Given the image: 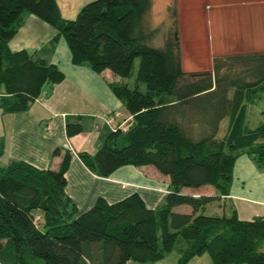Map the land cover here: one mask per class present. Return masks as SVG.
Wrapping results in <instances>:
<instances>
[{"label":"trees","instance_id":"1","mask_svg":"<svg viewBox=\"0 0 264 264\" xmlns=\"http://www.w3.org/2000/svg\"><path fill=\"white\" fill-rule=\"evenodd\" d=\"M151 11L152 0H97L67 20L57 0H0L2 110L27 112L65 79L56 65L11 52L9 43L28 15L58 30L74 65L132 78L139 60L133 86L111 85L133 124L113 132L95 155L79 157L106 178L124 166H153L170 178L171 188L157 210L133 194L114 204L101 199L80 213L66 192L70 153L59 170L12 162L0 169V264H154L178 246L180 264L206 254L212 264H264V219L241 220L224 205L205 213L230 195L242 154L264 171V120L256 128L247 120L249 105L264 102V53L216 57L212 71L186 73L176 3L170 7L174 27L160 48L154 47L160 30L149 25ZM80 132L69 125V136ZM205 187L216 194L183 192ZM182 206L191 212L176 210Z\"/></svg>","mask_w":264,"mask_h":264},{"label":"crops","instance_id":"2","mask_svg":"<svg viewBox=\"0 0 264 264\" xmlns=\"http://www.w3.org/2000/svg\"><path fill=\"white\" fill-rule=\"evenodd\" d=\"M95 1L57 3L63 18L74 20L86 5ZM210 1L206 21L214 37L204 47H193V0H177L186 73L212 71L217 56L264 53V0ZM9 48L11 52L25 51L36 60L56 65L65 79L48 87L27 112L5 113L0 106V169L12 162H25L40 170H59L68 152L71 161L66 192L80 213L87 212L101 199L114 204L133 194H139L150 209L163 208L171 191L170 178L155 167L124 166L106 178L91 171L79 157L80 153L95 155L113 132H126L133 124V116L111 88L112 84L128 83L127 78L111 69L99 74L88 66L74 65L64 37L34 15L27 16ZM254 110L257 109L248 107L247 112L252 128L264 120L263 110L257 117ZM69 125H79L81 132L69 136ZM183 192L196 196L216 194L212 187ZM221 205L226 214L236 210L244 221L264 219V171L249 155L242 154L235 163L230 195L209 208L219 212Z\"/></svg>","mask_w":264,"mask_h":264},{"label":"rangeland","instance_id":"3","mask_svg":"<svg viewBox=\"0 0 264 264\" xmlns=\"http://www.w3.org/2000/svg\"><path fill=\"white\" fill-rule=\"evenodd\" d=\"M210 0H193V47H204L206 46L214 37L213 31L210 26L207 24L206 17L208 18V9ZM176 3L177 0H152V11L149 15V25L152 29H159L158 38L154 42V47L160 48L164 44L165 36H168L169 32L174 27V22L170 15V7ZM220 57V56H217ZM216 58V57H215ZM139 69V60L135 62L133 69V77L127 78L130 86L134 85L135 76L138 73ZM145 90V85H142ZM249 107H254L257 110L253 111V114L257 117L261 110H264V102L257 104H250ZM224 126H222L220 131V136H224L226 133V128L228 126V121L226 120ZM226 126V127H225ZM224 127V128H223ZM190 207L182 206L179 207V212L189 213ZM215 210L212 207L207 208L205 211L206 214H210V211ZM216 211V210H215ZM183 252L178 246L173 252L169 253L164 260L154 264H180V261L183 258ZM132 264V263H131ZM134 264H147V263H134ZM189 264H212V260L209 255H204L200 258L190 261Z\"/></svg>","mask_w":264,"mask_h":264},{"label":"built area","instance_id":"4","mask_svg":"<svg viewBox=\"0 0 264 264\" xmlns=\"http://www.w3.org/2000/svg\"><path fill=\"white\" fill-rule=\"evenodd\" d=\"M111 120H115L114 118H111Z\"/></svg>","mask_w":264,"mask_h":264}]
</instances>
